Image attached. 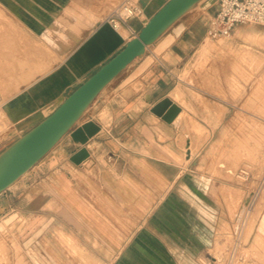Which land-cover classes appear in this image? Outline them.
I'll return each instance as SVG.
<instances>
[{
    "label": "rangeland",
    "instance_id": "1",
    "mask_svg": "<svg viewBox=\"0 0 264 264\" xmlns=\"http://www.w3.org/2000/svg\"><path fill=\"white\" fill-rule=\"evenodd\" d=\"M123 1L0 0V152L16 128L6 117L9 100L57 67ZM216 4L203 0L187 13L202 28ZM54 9L59 17H47ZM171 96L185 110L167 129L178 138L171 156L179 177L163 189L170 193L137 241H115L131 232L117 219L106 222L102 211L93 226L70 227L65 199L60 210L32 214L3 206L0 264H264V26L238 25L228 39L205 33L174 73ZM79 177V185H102L94 172ZM95 191L78 197L100 205Z\"/></svg>",
    "mask_w": 264,
    "mask_h": 264
},
{
    "label": "crops",
    "instance_id": "2",
    "mask_svg": "<svg viewBox=\"0 0 264 264\" xmlns=\"http://www.w3.org/2000/svg\"><path fill=\"white\" fill-rule=\"evenodd\" d=\"M136 1L143 10L141 18L129 19L122 31L115 30L107 21L98 23L57 67L9 100L7 117L16 125L10 132L9 137H13L10 143L52 113L134 38L168 0ZM60 13L57 9L46 12L51 18L59 17ZM210 16L199 28L197 15L186 13L149 45L142 56L135 58L99 93L86 110V119L76 124L33 168L0 194V208L6 206L31 213L52 207L56 211L62 209L60 205L65 199L70 227L93 226L94 212L102 211L105 221L117 219L131 232L129 235L120 233L115 241L123 244L137 241L139 232L147 228L149 219L170 193V188L166 193L163 189L168 184L172 186L179 177L171 156L176 155L178 138L167 129L177 126L175 121L185 110L171 96L172 80L174 73L184 70L197 50ZM165 100L170 104L159 109ZM172 104L179 112L168 122L163 115ZM90 122L98 126V130L88 135L85 142L75 140L72 132ZM163 136L167 138L165 141L161 140ZM190 143L187 141V146ZM82 148L86 149L87 156L76 163L72 158ZM160 167L171 168L170 174L160 171ZM91 172L102 180L98 188L103 198L96 206L90 199L78 197L84 190L87 195L98 194L95 191L98 188L92 184L78 183L80 175L88 176ZM158 180H161V188ZM16 200H20V205H16ZM55 213L50 214L52 219L59 220Z\"/></svg>",
    "mask_w": 264,
    "mask_h": 264
},
{
    "label": "water",
    "instance_id": "3",
    "mask_svg": "<svg viewBox=\"0 0 264 264\" xmlns=\"http://www.w3.org/2000/svg\"><path fill=\"white\" fill-rule=\"evenodd\" d=\"M203 0H168L141 28L139 33L110 60L72 91L59 106L34 127L0 152V194L33 168L78 123L99 93L135 58L142 56L167 29ZM170 104L165 100L159 109ZM161 111V110H160ZM179 112L172 104L163 119L170 122ZM98 130L90 122L72 132L75 140L85 142ZM87 156L82 148L72 160L79 163Z\"/></svg>",
    "mask_w": 264,
    "mask_h": 264
},
{
    "label": "built area",
    "instance_id": "4",
    "mask_svg": "<svg viewBox=\"0 0 264 264\" xmlns=\"http://www.w3.org/2000/svg\"><path fill=\"white\" fill-rule=\"evenodd\" d=\"M142 16L143 10L136 0H124L106 21L118 30L129 19ZM241 24L264 26V0H217L214 13L208 19L206 35L214 40L228 39Z\"/></svg>",
    "mask_w": 264,
    "mask_h": 264
},
{
    "label": "bare ground",
    "instance_id": "5",
    "mask_svg": "<svg viewBox=\"0 0 264 264\" xmlns=\"http://www.w3.org/2000/svg\"><path fill=\"white\" fill-rule=\"evenodd\" d=\"M61 23V22H60ZM58 25V24H57ZM62 25V24H61ZM60 28H62V27H60ZM122 27H120L118 30H120ZM137 35V34H136ZM2 114V113H1ZM4 114H6V113H4ZM2 116V115H1ZM181 116H182V111L180 112V114L178 115V117H177V119H176V121L175 122H177L180 118H181ZM7 117V116H6ZM3 118V117H2ZM1 118V119H2ZM4 119H6V118H4ZM6 123V122H5ZM1 136V135H0ZM9 260V259H8ZM10 263V262H9Z\"/></svg>",
    "mask_w": 264,
    "mask_h": 264
}]
</instances>
